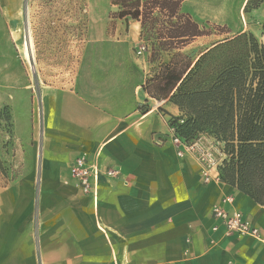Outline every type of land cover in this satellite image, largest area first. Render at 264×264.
<instances>
[{"label":"crops","instance_id":"1","mask_svg":"<svg viewBox=\"0 0 264 264\" xmlns=\"http://www.w3.org/2000/svg\"><path fill=\"white\" fill-rule=\"evenodd\" d=\"M251 21L233 37H262L264 7ZM131 59L45 92L41 132L23 134L25 157L16 154L26 171L0 188V264H264V206L222 181L204 184L198 163L178 157L169 122L182 113L149 97L159 70ZM84 156L120 173L102 176L96 198L71 176ZM225 196L258 239L212 231Z\"/></svg>","mask_w":264,"mask_h":264},{"label":"rangeland","instance_id":"2","mask_svg":"<svg viewBox=\"0 0 264 264\" xmlns=\"http://www.w3.org/2000/svg\"><path fill=\"white\" fill-rule=\"evenodd\" d=\"M247 2L186 0L183 12L212 34L193 40L179 52L195 59L245 24H258L251 21L253 11L246 10ZM117 11L111 0H0V188L13 185L26 171L24 159L17 160L16 154L25 157L23 134L32 127L37 138L41 132L45 92L73 90L79 81L103 72L102 67L131 57L147 62L149 73L171 61L176 51L153 56L140 38L141 25L113 19ZM258 39L264 44L263 37Z\"/></svg>","mask_w":264,"mask_h":264},{"label":"trees","instance_id":"3","mask_svg":"<svg viewBox=\"0 0 264 264\" xmlns=\"http://www.w3.org/2000/svg\"><path fill=\"white\" fill-rule=\"evenodd\" d=\"M185 1L111 0L118 8L113 19L139 22L153 56L176 51L147 83L146 93L180 109L181 137L207 134L223 143L227 157L220 180L264 206V44L246 32L216 42L195 59L183 55L179 50L212 34L183 12ZM263 6L264 0H248L246 10ZM6 118L12 136L9 112Z\"/></svg>","mask_w":264,"mask_h":264},{"label":"built area","instance_id":"4","mask_svg":"<svg viewBox=\"0 0 264 264\" xmlns=\"http://www.w3.org/2000/svg\"><path fill=\"white\" fill-rule=\"evenodd\" d=\"M145 49L144 47L142 48ZM142 54V51H139ZM175 118L177 121L169 122V133L173 146L178 157H189L194 159L199 167L204 184H210L220 180V167L227 155L224 144L207 134H200L192 140H186L178 133V125L184 123V119ZM71 176L84 194L98 195V188L102 176L118 177L120 173L114 169L103 170L98 162L90 160L88 157L78 158L71 166ZM235 199L233 196H225L221 199L219 206L213 210V219L217 222L212 227L213 232L224 231L226 237H252L258 239L260 230L253 226L244 213L233 207Z\"/></svg>","mask_w":264,"mask_h":264},{"label":"bare ground","instance_id":"5","mask_svg":"<svg viewBox=\"0 0 264 264\" xmlns=\"http://www.w3.org/2000/svg\"><path fill=\"white\" fill-rule=\"evenodd\" d=\"M31 43V42H30ZM31 47V45H30ZM26 55H27V50H26ZM29 57L31 58V54H30V48H29ZM31 61H32V58H31Z\"/></svg>","mask_w":264,"mask_h":264},{"label":"water","instance_id":"6","mask_svg":"<svg viewBox=\"0 0 264 264\" xmlns=\"http://www.w3.org/2000/svg\"><path fill=\"white\" fill-rule=\"evenodd\" d=\"M30 54H31V58H32V52H31V50H30ZM33 61V60H32ZM33 63V62H32ZM32 67H33V69H34V64H32Z\"/></svg>","mask_w":264,"mask_h":264}]
</instances>
